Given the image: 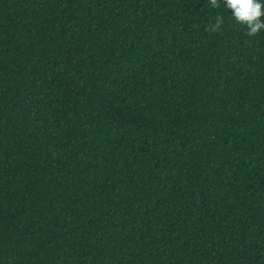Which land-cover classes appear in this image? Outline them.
I'll list each match as a JSON object with an SVG mask.
<instances>
[{"label": "trees", "instance_id": "1", "mask_svg": "<svg viewBox=\"0 0 264 264\" xmlns=\"http://www.w3.org/2000/svg\"><path fill=\"white\" fill-rule=\"evenodd\" d=\"M0 264H264V30L0 0Z\"/></svg>", "mask_w": 264, "mask_h": 264}, {"label": "clouds", "instance_id": "2", "mask_svg": "<svg viewBox=\"0 0 264 264\" xmlns=\"http://www.w3.org/2000/svg\"><path fill=\"white\" fill-rule=\"evenodd\" d=\"M210 6L229 10L230 17L237 24L245 26L251 36L264 30V0H210ZM223 25L224 17L218 14L210 30L217 32Z\"/></svg>", "mask_w": 264, "mask_h": 264}]
</instances>
